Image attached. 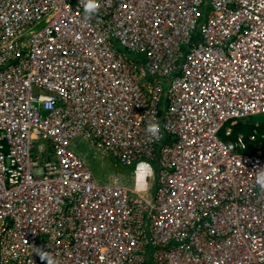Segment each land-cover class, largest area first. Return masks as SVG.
Segmentation results:
<instances>
[{
	"label": "built area",
	"instance_id": "1",
	"mask_svg": "<svg viewBox=\"0 0 264 264\" xmlns=\"http://www.w3.org/2000/svg\"><path fill=\"white\" fill-rule=\"evenodd\" d=\"M99 4L0 0V264H264V0Z\"/></svg>",
	"mask_w": 264,
	"mask_h": 264
},
{
	"label": "rangeland",
	"instance_id": "2",
	"mask_svg": "<svg viewBox=\"0 0 264 264\" xmlns=\"http://www.w3.org/2000/svg\"><path fill=\"white\" fill-rule=\"evenodd\" d=\"M72 148L86 160L90 169L99 181L109 182L118 179L132 185L134 181V168H122L108 156L99 155L94 147L84 140H75Z\"/></svg>",
	"mask_w": 264,
	"mask_h": 264
},
{
	"label": "clouds",
	"instance_id": "3",
	"mask_svg": "<svg viewBox=\"0 0 264 264\" xmlns=\"http://www.w3.org/2000/svg\"><path fill=\"white\" fill-rule=\"evenodd\" d=\"M81 3L83 4L84 8V19L86 21H90L94 16H96L99 12L100 4L99 0H81ZM146 131L156 136L160 132V126L158 123H149ZM151 168V165H148L146 162L141 161L140 164L137 165V168ZM256 185L259 186V189L264 192V169H260L256 173V179H255ZM151 186L144 182L141 185H138L135 189L138 192H147ZM37 254L40 256L42 261H47V264H59V261L55 260L50 253H44L41 250L37 251Z\"/></svg>",
	"mask_w": 264,
	"mask_h": 264
},
{
	"label": "trees",
	"instance_id": "4",
	"mask_svg": "<svg viewBox=\"0 0 264 264\" xmlns=\"http://www.w3.org/2000/svg\"><path fill=\"white\" fill-rule=\"evenodd\" d=\"M237 131H242L246 136L248 135V133L251 131V126L249 124L247 125H242L240 124L239 126L236 127V132ZM250 147H253V144L250 143Z\"/></svg>",
	"mask_w": 264,
	"mask_h": 264
}]
</instances>
